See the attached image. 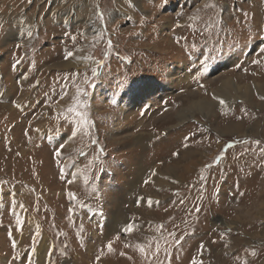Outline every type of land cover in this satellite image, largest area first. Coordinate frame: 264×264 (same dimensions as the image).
Here are the masks:
<instances>
[{
	"label": "rangeland",
	"instance_id": "rangeland-1",
	"mask_svg": "<svg viewBox=\"0 0 264 264\" xmlns=\"http://www.w3.org/2000/svg\"><path fill=\"white\" fill-rule=\"evenodd\" d=\"M0 264H264V0H0Z\"/></svg>",
	"mask_w": 264,
	"mask_h": 264
},
{
	"label": "snow or ice",
	"instance_id": "snow-or-ice-1",
	"mask_svg": "<svg viewBox=\"0 0 264 264\" xmlns=\"http://www.w3.org/2000/svg\"><path fill=\"white\" fill-rule=\"evenodd\" d=\"M129 231H131V228H129Z\"/></svg>",
	"mask_w": 264,
	"mask_h": 264
},
{
	"label": "bare ground",
	"instance_id": "bare-ground-1",
	"mask_svg": "<svg viewBox=\"0 0 264 264\" xmlns=\"http://www.w3.org/2000/svg\"><path fill=\"white\" fill-rule=\"evenodd\" d=\"M119 223V222H118ZM229 227V226H228Z\"/></svg>",
	"mask_w": 264,
	"mask_h": 264
}]
</instances>
